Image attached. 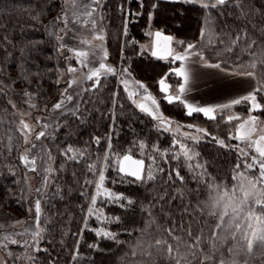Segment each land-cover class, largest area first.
Wrapping results in <instances>:
<instances>
[{"label":"trees","instance_id":"trees-1","mask_svg":"<svg viewBox=\"0 0 264 264\" xmlns=\"http://www.w3.org/2000/svg\"><path fill=\"white\" fill-rule=\"evenodd\" d=\"M157 7L153 11V19L148 20L147 14L151 9L152 3ZM250 7L256 10L252 19L257 23L260 21V13L264 12V0H248ZM63 0H0V24L5 27L0 28V80L14 81L11 91L7 97L0 96V223L12 224L17 220L24 221L23 224L16 227H7L0 230V235H17L19 244H9L5 252H11L14 256L20 257L15 261H9V264H129L131 261V250L135 242L140 239V230L149 219L148 210L158 213L161 207L156 203V196L160 188L157 182L149 183H129L128 179L118 177L114 166L106 169L105 187L116 195H121L124 200L107 199L105 196L98 197L97 212L87 220L88 228L84 229V217L89 205L87 196H81V188L75 183L72 173L78 175L81 169L85 167L82 160L80 164H65L63 171L54 173L52 183L55 187H47V191L42 194V220L51 216L56 220L57 226L54 230L45 232L43 238H33L32 233L27 234L22 231L30 221L34 220V201L36 199L35 189L41 184L31 186L29 181L25 183L26 169L19 163L18 157L23 152L20 144V134L10 123L17 117H14L12 109L7 105V99L20 104L21 108L27 106L20 103V93L28 88L29 91H36L35 102L43 107L51 106L56 102L59 91L65 87L61 82L59 88L53 82L56 78L58 68L65 65L66 62L61 55L57 53L56 40L54 36H49V32H55L59 25L53 23V18L61 11ZM138 10L136 0H104L103 13L105 16V48L109 56L107 64L115 66L117 72L127 68L130 76L136 82H142L148 87L149 92L156 96L162 113L171 118L175 124L183 126L182 130L194 131L184 126L194 124L200 128L207 129L211 135L204 136L202 133L193 132L200 136V141L194 144H187L198 155L192 160L187 161L179 151L181 141L176 135L163 131L147 115L140 113L134 105L127 99L124 88L118 83V77L109 75L103 81V87L98 91L86 93L87 101L81 103L83 112L82 118H74L68 115L67 119L60 116L61 123H54L53 128L48 129L53 135V139L46 141L56 163V168L64 157L59 152L67 145L75 148H87L89 162L96 156L102 155L105 145L98 147L92 143V139L99 135L106 138L111 132L113 145L118 153H129L134 159H142L145 165L152 164L151 157L156 156V165L164 168L165 173L172 169H178L184 177V183L177 181L172 186V194H177V189L183 193V203L191 204L195 208L199 203L203 205L208 201V189L204 183H197L196 174L205 172L208 176L214 178L216 182L223 183L229 187L234 183L231 180L235 174V165L240 163L238 152L232 147L221 148L212 140V136L225 139L228 145H235L237 142L228 140L229 129L233 124H227L224 120H207L200 114H194L188 117L182 105L167 104L162 95L158 92V80L163 75L170 77L171 84L178 86L181 83L180 78L176 77L172 69L177 68L179 62L170 63L169 60L158 59L151 55V51H144V46L149 40V32L161 31L164 35H172L175 39L195 42L199 30L204 26L206 16L212 17L214 25L224 24L230 26L233 30L239 24V21L233 19L231 14L219 13L214 10L213 13H206L197 5L177 2V0H144V14L141 16L132 15L127 24V36L122 35L124 28V15L131 11L135 13ZM32 14H39L40 22L33 21ZM251 34L259 38V33L249 29ZM7 36L11 43L3 40ZM174 39V41H175ZM7 49L10 55L4 54ZM213 49L206 48L205 55L209 62H219L220 57L213 55ZM240 60L247 62L250 56L241 49ZM236 57L228 60L227 64L221 67L228 71H236L234 61ZM74 63V61H73ZM67 79V77H65ZM65 79V80H66ZM31 80V85L27 83ZM90 82H86L88 87ZM118 93L119 106H112V93ZM4 107L8 111L3 110ZM235 111L241 112L243 116L247 115V105L241 104L233 107ZM36 115H43L35 109H29ZM264 119V114L255 113ZM31 118V117H30ZM113 120L115 121L113 123ZM11 129V131H9ZM13 139L9 145L8 136ZM143 142L146 145L144 153L141 154L137 145ZM176 146L173 147V143ZM185 144V143H184ZM12 147L11 155L7 153V147ZM153 148H158L168 153L165 160L158 153L153 152ZM180 156V159H176ZM189 163L192 165L201 164L202 168H193L189 170ZM115 160L113 161V165ZM14 167L16 175L13 176L9 171ZM99 167V165H98ZM83 180V176L79 177ZM89 178H91L89 174ZM164 177L158 175V180ZM60 191L57 193L56 188ZM88 195H92L94 189L86 187ZM132 200L129 205L127 200ZM155 204V207H151ZM181 200L172 201L165 208L175 212L172 217L178 220L181 212L178 206ZM32 212H29V209ZM191 210V209H190ZM208 209L203 212H194L196 220L212 219L206 215ZM99 217V218H97ZM119 218L118 220L116 218ZM157 221L166 220V218L157 215ZM63 221V223H60ZM165 226L167 223L165 222ZM199 227V223L193 225ZM51 229V225H46ZM96 230L112 232L117 240L112 241L96 235ZM15 239V240H16ZM29 244H38L44 251L36 252L33 248L23 247L24 242ZM234 243V242H233ZM90 244H95V248H90ZM229 242H225L220 249L224 257L228 259L227 248ZM78 248L79 255L76 260H72L75 250ZM219 254V253H218ZM36 257L35 260H29L28 256ZM241 260V258H237ZM249 264H264V258L259 253L247 257ZM242 264V260H241Z\"/></svg>","mask_w":264,"mask_h":264},{"label":"snow or ice","instance_id":"snow-or-ice-1","mask_svg":"<svg viewBox=\"0 0 264 264\" xmlns=\"http://www.w3.org/2000/svg\"><path fill=\"white\" fill-rule=\"evenodd\" d=\"M177 2L197 5L206 13L215 14L214 10H219V13L231 14L233 19L239 21L238 26L233 30L224 24L214 25L212 17L206 16L204 26L199 30L195 42L175 39L172 35H164L159 30L154 33L149 32L148 35L153 44L151 49L147 46L144 48V51L150 50L151 55L158 59L169 60L170 63L179 62V67L172 69V72L182 80V83H179L178 86L172 85L168 82L170 79L168 75H163L158 80V92L163 94L161 99L167 104L182 105L188 117L200 114L211 121H217L219 116L220 120H224L227 124H233V121L238 122L233 125L232 129H229L227 136L228 140L237 142L235 145H228L225 139L212 136V140L221 148L232 147L238 152L240 163L235 165L236 171L231 177L234 183L230 187L216 182L214 178L208 176L206 171L196 174L197 183L203 182L208 189V201L203 205L198 203L195 208H192L191 204L183 203V193L179 189H177V194H172V186L177 181L180 184L184 183V177L178 169H172L165 173L164 168L156 166L154 173L153 165H156V156H152L150 158L152 164L146 166L142 159H134L129 153H118L112 142L114 133L111 132L106 135V138L97 135L92 139V143L98 147L102 142L105 145L102 155L96 156L94 160L89 162L86 147L78 149L67 145L59 152L64 160L56 168L52 167L56 161L45 141L52 140L54 137L48 129L57 130L53 125L61 123L58 119L60 116L65 119L68 115L82 118L83 112L80 105L82 102H88L85 94L102 88L103 81L109 75H118L117 68L106 63L109 53L104 44L106 39L104 0H63L60 13L53 18V23L59 27L55 32L48 34L54 36L57 53L68 62L57 69L56 78L53 81L58 88L62 81L66 85L59 91L56 102L50 107L47 105L40 107L35 102L37 92L29 91L28 88L19 94L22 98L20 103L26 105V108H21L20 104L12 99H7V105L13 110L11 114L17 117L10 123L19 132L20 144L23 147V152L19 155L18 160L26 169L25 183L30 179L28 173L41 175V186L35 189L38 194H46L44 193L45 188L55 187L52 183L54 173L63 171L65 164H80L82 160L85 162V167L81 169L79 175L76 172L72 173L75 183L79 184L81 188L80 195L87 196L89 200L83 220L85 230L88 228V218L98 211L96 208L98 197L105 196L112 200L125 199L105 187L106 179H108L105 172L108 167L114 166L121 181L126 178L129 183L157 182L160 191L155 200L161 207L158 213L148 210L149 219L140 230V239L135 242L131 250L132 259L129 264H241V260L242 264H249L247 260L249 256L259 253L264 258V119L255 115V113L264 114V12L260 13L261 19L257 23L252 19L256 10L250 7L248 0H177ZM136 3L138 10L135 13L126 12L124 15L122 32L124 36H127V24L130 22L131 16L144 14V0H136ZM156 7L157 4L153 2L147 14L149 21L153 19L152 10ZM30 18L37 23L40 22L39 14H32ZM4 27L3 24H0V28ZM250 28L259 33V38L251 34ZM174 39L178 48L172 47ZM3 40L11 43L7 36H4ZM161 40L165 41L167 45L164 55L160 54ZM206 48L214 50L212 54L220 57L219 62H209L205 55ZM241 49L251 57L247 62L239 59ZM4 54L10 55V52L5 49ZM232 57H236L234 63L237 70L230 74L244 80H251L254 83L252 90L226 103L204 106L189 102L187 94L190 92L188 85L192 74L191 65L199 64L205 68L224 71L221 65L227 64ZM73 61L75 64L72 63ZM120 74L130 75L127 68L121 69ZM65 77H67L66 80ZM85 81L90 82L88 87H84ZM14 83V81L0 80V96L7 97ZM27 83L30 86L31 80H27ZM121 83L124 85L128 101L140 113L157 122L159 129L166 132L171 131L173 121L162 113L157 97L148 93V87L145 84L137 82L138 88L142 91H129L128 81L122 79ZM118 95L113 91L111 99L114 108L119 106ZM135 97H140L141 102H138ZM241 104L247 105L246 116L227 114L230 109ZM29 109H35L43 115L34 116ZM3 110L7 112L8 108L4 107ZM29 117L34 123L29 121ZM0 123H4V121H0ZM184 127L192 129L196 133H202L204 136L211 135L207 129L194 124H187ZM184 137L193 143H198L200 139L188 132L184 133ZM12 139L9 135V145ZM175 146L176 142L173 143V147ZM6 147L8 155H11L12 147ZM137 147L143 154L146 145L141 142ZM152 151L167 160L168 153L158 148H153ZM179 151L187 161H192L198 155L182 142L179 144ZM175 158L180 159V156ZM114 160L115 164L113 165ZM38 161L43 163L40 164ZM14 167L9 169L13 176L16 175ZM188 167L189 170H192L203 166L198 163L196 165L189 163ZM89 174L91 178H89ZM158 175L164 178L158 180ZM80 176H83V180L79 178ZM86 187L94 189L92 195H88L85 191ZM56 191L59 193L60 189L57 187ZM178 199L181 200V204L178 206L181 215L178 220H175L172 218L175 212L165 208L164 205H169ZM127 203L131 205L133 201L129 199ZM151 207H155V204ZM204 209H208L206 215L212 219L198 222L194 212H203ZM29 212H32L31 208ZM34 212L35 227L32 229V236L34 240L35 238L42 239L45 232L56 228L57 222L51 216L42 220V197L35 199ZM157 215L166 218V220L157 221ZM165 222L167 226H165ZM23 223L24 221L20 220L7 225L0 223V230L16 227ZM197 223H199V227L194 228L193 225ZM49 224L52 226L51 229L46 227ZM96 235L119 243L116 235L112 232L96 230ZM2 240L0 249L5 250L9 244L20 243L9 235H4ZM226 241L229 242L228 259L224 257L223 253H220L221 246ZM23 247L33 248L36 252L44 251L38 244H29L27 241L24 242ZM89 247L95 248L96 245L90 244ZM78 255L77 248L71 259L76 260ZM6 257H0V264H9L10 260L20 259L11 252H6ZM238 257L241 260H238ZM28 259L35 260L36 257L29 255Z\"/></svg>","mask_w":264,"mask_h":264},{"label":"rangeland","instance_id":"rangeland-1","mask_svg":"<svg viewBox=\"0 0 264 264\" xmlns=\"http://www.w3.org/2000/svg\"><path fill=\"white\" fill-rule=\"evenodd\" d=\"M151 33H153V32H151ZM105 43V42H104ZM152 44H153V41H152V39L151 38H149V40H148V42L145 44V46H147L149 49H151V47H152ZM164 45L166 46V42L165 41H163V40H161L160 41V46L162 47L161 48V50H160V54L161 55H164ZM145 46H144V48H145ZM172 47H174V48H178L179 46L175 43V41H173V44H172ZM73 63V62H72ZM73 64H75V62L73 63ZM199 64H193V65H191V67H195V66H198ZM200 66V65H199ZM178 67H179V65H178ZM192 70H193V68H192ZM235 70H237V69H235ZM200 72H202V73H200ZM197 73V74H196ZM231 73V72H230ZM193 75H195L193 78L195 79V80H197V82L199 83V78H200V83H201V85H203V87L205 88H207L208 89V91H210L209 93H212L213 92V90H211V89H214V85H211V84H214V81H215V79H216V77L214 78V75H213V73H209V72H207V71H203V70H201V69H196V71L195 72H193L192 73ZM77 75H79V74H77ZM117 77H118V83L124 88V85L121 83V80L122 79H126L127 81H128V90L129 91H133V90H135V91H142L141 89H139L138 88V84H137V82L136 81H134V79L130 76V75H121L120 73H118V75H117ZM66 79V78H65ZM63 82V81H62ZM86 82L87 81H85L84 82V87H85V84H86ZM181 82H182V80H181ZM237 82V83H236ZM229 81V82H223L224 83V87H225V89H224V92H225V94H227L229 91L231 92V90H235V88H237V90L238 89H240V92H239V94L240 95H243V94H245V93H247L248 91H251L252 90V88L254 87V83L251 81V80H244L243 78H241L240 77V81L238 82V81ZM170 83V82H169ZM172 85H174V86H177L176 84H172ZM66 86V85H65ZM236 92V91H235ZM148 93H150L149 92V90H148ZM151 94V93H150ZM152 95V94H151ZM135 99H137V101L138 102H141V100H140V97H135ZM69 107H72L71 105H69ZM227 114H230V115H235V114H239V115H241V116H243L242 115V113L241 112H237V111H235L234 110V108H232V109H230L229 111H228V113ZM59 118V117H58ZM29 119V121L30 122H33L34 123V121H32L31 120V118L29 117L28 118ZM173 121V120H172ZM199 127V126H198ZM183 129V126H179V125H177V124H175L174 123V121H173V124H172V126H171V131H170V133H172V134H174V135H176L181 141H183L182 143H185V145H187V144H194L191 140H189V139H185V137H184V133H186V132H188V133H191L193 136H197V137H199L200 138V136L198 135V134H193V132L192 131H185V130H182ZM199 141H200V139H199ZM39 143V142H38ZM45 143H46V141H45ZM47 144V143H46ZM190 147V146H189ZM38 163H40V164H42L43 162L42 161H38ZM52 167H53V165H52ZM28 177L30 178L28 181H29V184L33 187V186H36V185H38L39 183L41 184V179H42V177H41V175H38L37 173H28ZM40 187V186H39ZM44 191L46 192L47 191V188H45L44 189ZM42 194H38V193H36V199L37 198H39L40 196H41ZM217 211H220V209H217ZM35 227V225H34V223H33V221H30L29 223H27V225H25V227H24V229L22 230V231H24L25 233H27V234H31L32 233V229ZM26 229H27V231H26ZM17 235H18V233L16 234V235H14V236H12L14 239H16L17 238ZM2 237L3 236H1L0 235V243H2L3 242V240H2ZM17 240V239H16ZM6 250L5 249H0V257H4V258H7L6 257V252H5Z\"/></svg>","mask_w":264,"mask_h":264},{"label":"crops","instance_id":"crops-1","mask_svg":"<svg viewBox=\"0 0 264 264\" xmlns=\"http://www.w3.org/2000/svg\"><path fill=\"white\" fill-rule=\"evenodd\" d=\"M167 46V45H166ZM166 46L164 45V48H166ZM161 46H160V50H161ZM165 60V59H164ZM192 73L196 71V69H201V70H205L209 73H213L214 78L216 77L214 84V89L212 93H209L210 91H208V89L205 87H203V85H201V81L199 78V83L197 82V80H195L193 77L195 75L191 74V79H190V83L188 85V88L190 89V92L187 94V99L189 102H195L199 105H214V104H220V103H226L228 101H230L231 99L237 98L238 96H240L239 92L240 89L237 90V88H235V90H231V92L229 91L227 94H225L224 92V81L229 82V81H240V77L239 76H233L230 74V72L224 70H218V69H213V68H205L202 66H195L192 67ZM202 73V72H200ZM182 83V82H181ZM237 83V82H236ZM236 91V92H235Z\"/></svg>","mask_w":264,"mask_h":264}]
</instances>
